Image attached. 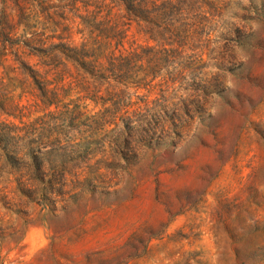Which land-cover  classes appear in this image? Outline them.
I'll list each match as a JSON object with an SVG mask.
<instances>
[{"label":"rangeland","instance_id":"374dc122","mask_svg":"<svg viewBox=\"0 0 264 264\" xmlns=\"http://www.w3.org/2000/svg\"><path fill=\"white\" fill-rule=\"evenodd\" d=\"M128 1L0 0V125L46 150L0 161V264H264V0Z\"/></svg>","mask_w":264,"mask_h":264},{"label":"trees","instance_id":"16d2710c","mask_svg":"<svg viewBox=\"0 0 264 264\" xmlns=\"http://www.w3.org/2000/svg\"><path fill=\"white\" fill-rule=\"evenodd\" d=\"M122 1L130 11L136 13L133 5H131L128 0ZM1 34H6L4 28L1 29ZM37 42L41 43V45L45 44V42H40L39 40ZM85 45V43H82L79 47H77L64 44L62 42L53 43L50 44L46 51L62 52L68 58L76 61L79 66L87 71L92 77L105 82H115L116 84H122L125 86H129L131 82H133L136 86L148 85V83L144 82L146 77H140V75L136 74L133 75L134 71L132 70V67L136 62L142 61L141 54L137 52H130L126 54L120 53L118 55H111L108 57V60L103 63L97 56H94L93 59L89 60L88 57H90V54L93 52H89ZM137 71H139V69H137ZM115 116L116 114L110 115L105 113L100 116L99 119L101 122H103V124L109 125L114 122ZM122 121L124 125L122 131H124V133H129L132 128L131 124H129L128 120ZM145 125H148L147 121H145ZM2 128L4 127L0 125V161L2 158H5L6 161L16 160L22 162V160H25V158L31 159L33 161L36 157L35 152H38V154H43L46 152V150H34L31 147L33 144L42 143L39 132H32L30 135L15 137L7 134ZM91 143L92 142L90 140L77 143L76 147L71 149L77 153L74 157L82 156L83 150L87 151Z\"/></svg>","mask_w":264,"mask_h":264}]
</instances>
